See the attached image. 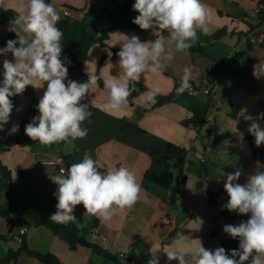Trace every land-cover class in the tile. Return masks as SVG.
Masks as SVG:
<instances>
[{"label":"crops","instance_id":"crops-1","mask_svg":"<svg viewBox=\"0 0 264 264\" xmlns=\"http://www.w3.org/2000/svg\"><path fill=\"white\" fill-rule=\"evenodd\" d=\"M123 1L51 0L61 16L57 27L63 32L62 39L80 40L84 29L113 27V30L107 40L108 47L95 45L87 56L84 70L88 78L97 77V86L82 101L89 105L88 111L92 113L82 124L88 129L85 138L50 148L13 144V135L28 137L24 132L25 126L39 115L36 105L46 85L42 88L28 86L33 88L30 96L25 92L16 95L9 122L0 131V205L9 203L15 207L9 218L3 217L0 209V235L8 234L10 227L13 228L11 239L0 241V261L5 259L10 249L20 247L16 237L21 228H27L29 247L52 253L63 264H118L87 248L71 250L65 231L54 233L45 227H36L24 216L19 170L25 172L31 183L38 210L49 217L56 211L57 200L53 194L57 185L53 179L59 175L61 166H52L48 162L59 157H66L70 166L87 155L96 161L103 174L109 168L119 167L135 174L141 191L131 208L118 211L106 222L85 214L82 205L75 210L84 213L83 225L90 231L88 240L117 255L119 264H149L154 258L158 264H178L176 260L168 261L165 251L170 250L173 241L182 236L186 238L180 248L189 254L194 253L200 243L210 250L217 247L231 250L238 239H232L223 227L248 219L247 215L227 209L229 197L224 190V173L239 169L242 175L237 182L245 184L258 168L264 170V164L253 158L251 144L246 139L251 121L243 118L244 115L256 118L264 113V76L259 79L253 76L254 66L264 65V43L253 44L248 40L253 33L264 36V21L261 22L260 15L251 18L250 23L243 19L244 15L261 6V0H201L208 12L209 30L204 34L197 29L198 40L192 46H201L203 52L192 53L189 49L175 52L173 59L165 62L159 73L141 76L132 105L128 103L122 111L109 113L104 109V80L120 73L119 57H113V50L120 51L125 35H136L141 41L156 39L151 29L131 30L123 26L124 15L118 9ZM24 2L0 0V16L10 10L18 17ZM66 10L70 11V16L64 15ZM14 29L27 37L19 26L14 24ZM220 31H224L223 34L214 39L213 36ZM0 39L10 40L8 24L1 19ZM4 59L13 60V57L11 53L0 55V81L3 80ZM186 66H191L189 83L195 85L197 94L191 95L186 90L176 94L173 100L158 104V98L171 95L181 86ZM68 79L76 81L75 77ZM208 89L210 93L206 94ZM148 90H158L154 103H144L141 98V94ZM195 105L207 110V121L200 132L181 124L190 117V109ZM257 122L264 128V119ZM13 125L19 126L14 134L10 133ZM241 133L242 140L239 139ZM169 144L188 150L184 180L176 184L178 200L174 207L167 204V189L145 179L148 170L163 172ZM220 190L221 195L215 202H210L209 192ZM225 212L228 215H224ZM214 231H218L217 237H212ZM120 255H125L127 260ZM18 264L43 263L23 254Z\"/></svg>","mask_w":264,"mask_h":264},{"label":"clouds","instance_id":"clouds-1","mask_svg":"<svg viewBox=\"0 0 264 264\" xmlns=\"http://www.w3.org/2000/svg\"><path fill=\"white\" fill-rule=\"evenodd\" d=\"M132 7L139 13L132 23L141 30H153L156 39L141 41L136 35L124 36L120 51L116 53L120 73L104 80V109L109 113H118L128 105V97L137 91L130 89V83L138 82L145 73H159L175 52H185L197 42V29L204 34L209 30L208 12L201 0H135ZM20 12L13 24L27 37L12 28L10 30L17 33L18 39H10L6 47L0 48V55L11 53L13 57V60H3L0 131L9 122L14 108L10 97L23 93L27 86L42 88L46 85L36 105L39 115L25 126V134L43 146L61 142L71 144L85 138L88 129L82 124L92 113L88 111L89 105L82 101L97 86V77L90 76L87 82L68 79V67L61 59L63 32L57 27L61 16L52 3L25 0ZM163 32L167 35H162ZM191 74V66H186L177 94L191 88ZM253 76L257 79L264 76V65L254 66ZM157 91L141 94L143 102L154 103ZM243 118L251 121L248 131L255 138V145H264V128L257 122L264 119V113L256 118L250 115ZM18 129V125H13L10 133ZM239 139H243L242 133ZM224 175V190L229 197L227 209L248 216L238 224L223 227L232 239L239 240V248L210 250L200 243L195 252L189 254L180 248L186 238L182 236L165 251L168 261L193 264L195 257V264H245L249 260L251 264H264V170L258 168L245 184L237 182L242 175L239 169ZM53 182L57 185L53 194L57 200L56 211L48 220L57 224L76 223L75 210L79 205L83 206L85 214L96 216L101 222L109 221L118 211L135 205L141 191L135 174L129 169L109 168L103 174L96 161L87 155L67 169L61 168ZM149 264H158V261L154 258Z\"/></svg>","mask_w":264,"mask_h":264},{"label":"trees","instance_id":"trees-1","mask_svg":"<svg viewBox=\"0 0 264 264\" xmlns=\"http://www.w3.org/2000/svg\"><path fill=\"white\" fill-rule=\"evenodd\" d=\"M46 3H51V0H45ZM135 0H124L119 6L118 9L124 15V22L123 26L131 29V30H141L137 25L132 23V20L139 15L138 12L133 10L132 5L134 4ZM260 5L262 6L260 10V18L261 22L264 21V0L260 1ZM17 14L13 11H6L1 16L0 19L3 23L8 24V35L10 39H18V35L15 31L10 29L14 28L13 21L16 19ZM113 30V27L99 30V29H92L87 30L84 29L82 38L80 40H72V39H62V54L61 59L65 60L66 66L68 67V78L75 77L77 82H87L88 76L85 73V65L87 61V56L90 49L95 45H100L102 47H108L107 40L109 39L110 32ZM224 31L218 32L216 35L213 36L214 39L218 38ZM251 43V42H250ZM6 47V41L0 39V48ZM119 50H113V57L117 58L118 56L116 53ZM189 51L194 53L195 51L203 52V48L201 46H192L189 48ZM104 59L101 60L103 62ZM70 61V63H69ZM101 64H99V67ZM191 86H195L193 83H190ZM130 89H138L139 84L137 82H132L129 85ZM25 94L30 96L33 93L32 87H26ZM136 91H133L132 94L128 97L129 105L133 103V96ZM177 91L173 92L171 95L167 97L158 98V104L169 102L173 100ZM17 96L10 97L12 103L16 105ZM13 108V110H14ZM191 115L190 117L184 119L181 124L187 128H195L200 132L207 121V110L200 105H195L190 109ZM132 129L136 130L137 132H142L136 126H131ZM246 139L250 142L252 148V155L253 158L259 160L261 163L264 164V145L257 147L255 145V138L248 132L246 135ZM11 142L15 145L21 147H42V148H50V147H58L63 145L66 142H61L58 144H52L50 146H43L37 141H31L29 137L27 138H19L15 135L11 137ZM187 155L188 150L183 147H180L175 144H169L167 148V154L165 158L164 170L161 173H157L153 170H148L145 173V179L167 189L169 191V197L167 200V204L169 207H174L177 204L178 196L176 190V184L179 179L182 177L185 166L187 165ZM66 160V157H64ZM67 162V160H66ZM69 166L68 162L66 163ZM204 169L207 168L204 166ZM20 174L22 178L23 184V196L21 199L22 207H23V214L24 216L30 220L34 226L36 227H45L51 230L54 233L63 230L68 235V240L70 243L71 250H76L79 247L87 248L92 250L93 253L98 255L104 256L108 259L113 260L114 262H120L117 255H113L112 253L105 250L103 247L91 243L87 236L90 233L89 229L83 225L84 213L83 211H75V215L77 218L76 223H67V224H57L48 220V217L43 215L37 208L33 193V188L31 183L25 174V172L20 169ZM222 191H218L213 193L212 191L209 192V200L210 202H215L216 199L221 195ZM1 213L3 217L9 218L10 214L13 212L15 207L12 204L5 203L4 205H0ZM224 215H228V213H223ZM13 233V228L10 227L9 233L6 235H0V241H8L11 239V234ZM212 237L218 236V231H214ZM239 248V240H236L232 249ZM28 255L30 257L38 259L43 264H63L60 259L49 252H41L37 250H33L29 247L26 236L22 238L20 242V247L17 250L10 249L5 259L0 261V264H18L19 258L21 255ZM121 256V255H120ZM121 258H123L121 256ZM238 259V257H237ZM245 264H251V261H246Z\"/></svg>","mask_w":264,"mask_h":264},{"label":"built area","instance_id":"built-area-1","mask_svg":"<svg viewBox=\"0 0 264 264\" xmlns=\"http://www.w3.org/2000/svg\"><path fill=\"white\" fill-rule=\"evenodd\" d=\"M262 6H259L258 8H256L255 10H253L252 12H250L249 14L247 15H244L243 19L244 21L250 23L251 22V18L253 17H257L260 15V10H261ZM70 11L69 10H66L64 12V15L65 16H70ZM248 40L249 42L253 43V44H263L264 43V36L262 34H256V33H253L252 35H250L248 37ZM189 93L191 95H196L197 94V89L193 86H191V88L188 90ZM206 94H209L210 93V90H206L205 91ZM48 164L52 165V166H61V168H66V161L63 157H59L55 160H51L48 162ZM184 180V176L182 175V177L179 179V182H183ZM28 232V229L27 228H21L18 235H17V240L19 241V243L22 241V238L24 236H26ZM124 259L127 260V257L125 255H121Z\"/></svg>","mask_w":264,"mask_h":264}]
</instances>
